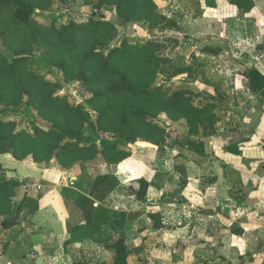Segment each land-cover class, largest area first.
<instances>
[{"label":"crops","instance_id":"crops-1","mask_svg":"<svg viewBox=\"0 0 264 264\" xmlns=\"http://www.w3.org/2000/svg\"><path fill=\"white\" fill-rule=\"evenodd\" d=\"M213 6L214 20L239 9L231 0H214ZM241 14L237 19L255 21L260 26L256 37L264 36V0H254L252 9ZM254 50L264 53L262 46ZM198 54L183 56L184 76L171 91L192 84L194 105L216 104L213 122L200 124L192 139L184 120L171 125L176 134L164 136L151 155L145 201L136 200L126 185L139 174L136 165L150 158L145 146L127 145L128 161L92 162L71 179L51 163L0 155L1 175L24 180V204L15 225L0 232V264L110 261L113 252L105 245L118 237L126 241L130 264H264V111L241 105L236 97L245 80L247 89L264 100V69L257 60L255 69L232 74L235 88L227 96ZM163 82L162 77L158 84ZM79 195L94 201L95 219H102L95 230L73 204Z\"/></svg>","mask_w":264,"mask_h":264},{"label":"rangeland","instance_id":"rangeland-1","mask_svg":"<svg viewBox=\"0 0 264 264\" xmlns=\"http://www.w3.org/2000/svg\"><path fill=\"white\" fill-rule=\"evenodd\" d=\"M36 1L41 5L36 9V13L42 17L56 18L63 23H84L92 17L107 21L114 28L102 30L97 34L81 33L76 45L72 48L62 47L47 35L43 28H36L34 32L36 44L30 58L20 68L18 78L9 82L0 81V119L12 118L15 122L8 130L22 129L33 134L31 126L33 121L44 125H47V122H55L80 129L85 137L95 133L98 139L103 141L109 138L110 133L106 130L116 124L114 123L115 118L123 104L129 109L142 107L150 109L153 113L157 112L159 104L146 103L144 100L129 105L126 101L123 103L108 97L93 99L95 92L103 89L110 82L106 78L99 77L96 63L82 61L81 57L93 49L107 54L123 39L130 46L146 41L153 42L149 49L137 53L132 52L126 58H117L112 61L113 68L126 71L131 80H150L153 73L149 63L156 62V59L149 55L150 52L167 58L166 62L159 64L157 69L159 75H156L153 86L158 85L163 75L165 82L183 77L184 73L181 72L179 66L183 63L184 55L191 59L194 54L199 53L198 60L211 72L216 85L226 91L225 95H229V91L232 93V88H235V84L230 79L234 77L232 74L239 70L246 71L250 67V69H255L254 63L257 60L258 63H262V69H264V53H257L254 50L256 46L264 48L262 40L264 36L256 37L255 35L257 32L255 29L259 30L260 26L252 20L249 23L237 19V16L242 15L243 12L240 8H236L228 16L214 20L215 18H211L214 16V0H201V2L200 0H105L101 5L99 0ZM0 35V51L9 57L21 45H27L30 39L27 31L12 26L11 20L7 17H0ZM104 43L108 44L104 45ZM215 45L221 49L214 52L209 50L210 46ZM183 46L184 55L180 52ZM234 65H237L235 71L232 70ZM80 67L86 71L84 77L92 76L93 80L80 79ZM188 80L190 81L186 78L184 82ZM20 84L33 92V102L29 106L21 102L18 91ZM245 85L246 81L243 80L242 86H238L236 96L239 98L238 102L241 105L258 107L264 111V100L258 99L254 92L247 89ZM191 87L192 84H187V89L192 90ZM57 96L62 99L57 101L51 99ZM66 102H76L88 110L91 116L89 125L81 123L79 119L68 113L63 106ZM112 103L114 107L110 108L109 117L99 119L101 113ZM153 119L157 125L165 126L166 129H169L171 125L178 126L183 123L170 121L163 112H158ZM257 124L254 119L250 121V126L255 127ZM139 126L149 129L152 133L159 132L158 129L146 127L143 123ZM4 131L7 132V129ZM262 132L264 134V126L260 129V133ZM34 142L39 146L37 150L42 157H50L40 162L51 163L61 176L66 177L67 175L69 179L72 176L78 177L75 172L80 171L83 174L88 171L92 162H104L102 156L86 160L92 155L91 152L70 151L55 155V150L52 152L49 150V146L54 144L45 138L36 139ZM30 144L29 139L25 138L19 160L33 161L32 154L23 150H29ZM4 154L9 153H0V155ZM20 181L24 184V180ZM23 189L22 184L8 188L10 211L16 210Z\"/></svg>","mask_w":264,"mask_h":264},{"label":"trees","instance_id":"trees-1","mask_svg":"<svg viewBox=\"0 0 264 264\" xmlns=\"http://www.w3.org/2000/svg\"><path fill=\"white\" fill-rule=\"evenodd\" d=\"M138 1V0H136ZM244 13L249 12L254 6V0H231ZM105 0H99V4L104 3ZM39 2L36 0H0V17H7L11 20L12 26L27 31L30 39L27 45L14 51L12 56L2 53L0 51V81L9 82L16 80L22 65L30 58L31 52L36 44L35 29L43 28L44 32L52 37L58 44L65 48H72L76 45L78 36L81 33L89 32L92 34L100 33L102 30H109L114 28L110 23L101 19L90 18L84 23L76 22H59L56 18H45L36 13V9L40 8ZM43 24V25H42ZM1 39V35H0ZM108 43H104L107 45ZM153 45L152 41L134 44L130 46L126 40L123 39L118 46L112 47L107 54L96 49L90 50L82 57V61L93 62L97 64V71L99 77L109 80V84L103 89L98 90L93 95V99H100L102 97L114 98L116 101L120 100L123 103L132 104L137 101L144 100L146 103H157L159 109L153 113L148 108H127L123 104L121 111L117 114L112 128L104 129L110 136L108 139L100 141L97 134L85 137L80 129H74L66 124H58L55 122H47V125L33 121L31 126L33 134L22 129L8 130L10 126L14 125L11 119H0V153H9L15 158L19 159L22 143L25 138L31 142L30 149H23L24 152L32 154L33 161L40 162L48 158L42 157L37 148L39 147L36 139L45 138L51 141L54 145L49 146V150H55V155L64 154L67 152H91V156L86 160L94 159L96 156H102L106 164H119L123 161H128L131 153L125 149L127 145L135 147L145 146L146 152L150 154V158L142 160V163L136 165L137 172L134 178L126 182L128 191L134 196L136 200L145 201L147 197V189L150 184L153 172L151 170L155 152L161 146V140L166 135L176 134L174 131L166 129L164 126H159L153 119L158 112H163L166 117L172 121L184 120L187 126V135L189 139L199 135L200 124H208L213 122L214 109L216 104L209 102L204 106H196L193 104L194 91L191 89H178L171 91V88L178 85L179 81L168 80L161 84L153 86L156 75H159L160 63L167 61L166 57H160L155 52H150L149 55L156 59V62L151 66L152 77L149 81L131 80L128 78L126 71H120L113 68V60L117 58H126L138 51L149 49ZM148 64V63H147ZM85 70L80 67L79 76L83 81H91L93 77L85 78ZM96 72V71H95ZM37 75H35L36 77ZM164 80V75H163ZM48 84V82H46ZM19 96L21 102L30 105L33 101V92L29 91L27 87L20 84ZM53 101L62 99L60 96L51 98ZM91 101V100H90ZM114 104L107 106L99 117L108 118L109 110ZM65 110L75 116L81 123L88 124L91 122V116L88 110L76 102H66L63 104ZM102 122V121H101ZM158 129L159 132L152 133L147 128H140L139 125ZM39 124V126H38ZM45 126V127H44ZM7 129V132L4 130ZM53 155V154H52ZM51 155V156H52ZM144 163V165H143ZM145 165L150 168L145 169ZM142 171V172H141ZM0 232L1 230L10 229L15 225V218L17 211L23 206L24 199L20 201L16 210H11L8 188L23 184V181L6 178L0 173ZM117 181L115 177H111ZM73 204L83 214V220L86 224L94 222L92 228H97L102 219H95V207L92 198L86 195H79L73 200ZM150 216H155L150 214ZM104 218V217H103ZM7 219H9L7 221ZM235 233L239 229L233 228ZM106 248L113 252V258L110 261L102 260L96 264H130L128 257V248L124 237H118L111 243L105 245ZM74 264H93L86 261L75 262Z\"/></svg>","mask_w":264,"mask_h":264},{"label":"built area","instance_id":"built-area-1","mask_svg":"<svg viewBox=\"0 0 264 264\" xmlns=\"http://www.w3.org/2000/svg\"><path fill=\"white\" fill-rule=\"evenodd\" d=\"M39 188V186H37Z\"/></svg>","mask_w":264,"mask_h":264}]
</instances>
